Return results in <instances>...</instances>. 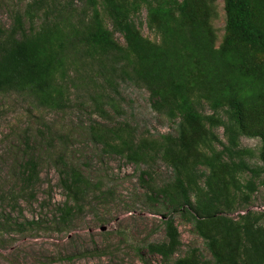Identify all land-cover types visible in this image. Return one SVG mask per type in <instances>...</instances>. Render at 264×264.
I'll list each match as a JSON object with an SVG mask.
<instances>
[{
  "label": "rangeland",
  "instance_id": "obj_1",
  "mask_svg": "<svg viewBox=\"0 0 264 264\" xmlns=\"http://www.w3.org/2000/svg\"><path fill=\"white\" fill-rule=\"evenodd\" d=\"M33 1L0 0V30L10 29L14 16L24 13ZM202 3L209 10L218 48L226 33L224 1ZM82 6L79 0L73 3L75 10ZM254 12L257 23L264 24L262 0H256ZM102 22L110 29L104 15ZM134 22L144 39L159 42L147 24L145 7ZM28 28L25 21L26 31ZM114 39L124 45L118 34ZM87 91V87L71 89V103L60 111L38 106L26 93H0V264H167L150 251V247L170 241L166 222L177 231L171 263L250 264L264 260V164L259 137L240 136L235 152L223 151L227 117L215 114L204 101L200 127L185 130L190 149H179L185 150L190 167L196 165L189 170L196 186L206 190L210 185L211 195L216 197L207 200L213 217L172 212L161 195L154 200L157 189L174 182L169 163L158 157L135 165L109 152L90 133L91 128L101 134L111 129L118 131L113 132L118 145L117 135L157 144L163 135L176 136L174 125L154 109L144 87L127 79L119 81L116 95L108 94L115 104V109L103 105L108 116L95 109ZM29 161L37 165L35 181L28 180ZM63 164L84 178L86 195L79 209L73 202L66 205L60 185ZM200 173L203 175L198 177ZM64 206L75 209L62 219Z\"/></svg>",
  "mask_w": 264,
  "mask_h": 264
},
{
  "label": "trees",
  "instance_id": "obj_2",
  "mask_svg": "<svg viewBox=\"0 0 264 264\" xmlns=\"http://www.w3.org/2000/svg\"><path fill=\"white\" fill-rule=\"evenodd\" d=\"M74 1L35 0L14 16L10 29L0 30V93H26L38 106L60 111L71 103V89L87 87L95 109L108 116L103 107L115 109L108 94H117L120 80L144 87L154 109L174 125L176 136L163 135L160 143L151 144L117 135L118 145L113 133L117 130L101 134L91 128V138L138 166L158 157L169 163L174 182L157 189L154 200L161 195L172 212L213 217L207 200L216 197L209 184L206 190L196 186L189 172L196 165L190 167L185 150L179 148L190 149L185 130L200 127V107L205 101L215 114L227 117L223 151L235 152L240 136L259 137L264 164V59L259 60L264 57V24L257 23L256 0H223L226 33L218 48L202 0H79L83 3L79 10L73 8ZM142 7L159 42L144 39L135 25L134 17ZM103 15L110 29L103 24ZM115 34L123 38V46L115 41ZM27 165L28 180L35 181L37 165L34 161ZM83 184L82 175L63 164L60 185L66 205L73 202L80 208L86 195ZM74 209L64 206L62 219ZM166 228L170 241L150 251L167 264H183L171 263L177 231L171 222H166ZM250 264H264V260Z\"/></svg>",
  "mask_w": 264,
  "mask_h": 264
}]
</instances>
